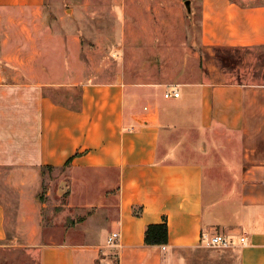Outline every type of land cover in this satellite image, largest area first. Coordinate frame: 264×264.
<instances>
[{
	"label": "crops",
	"instance_id": "0c3cea01",
	"mask_svg": "<svg viewBox=\"0 0 264 264\" xmlns=\"http://www.w3.org/2000/svg\"><path fill=\"white\" fill-rule=\"evenodd\" d=\"M44 1L0 0V7L38 17ZM191 2L196 34L188 35L183 20L163 19L178 12L123 9L115 12L122 20L114 44H199L203 55L214 46H264V0ZM19 48V61L0 58V245H37L39 264H264V82L228 81L223 69L206 73L197 53L190 76L183 63L173 75L149 58L147 68L118 69L105 80L45 81L43 55L29 62ZM13 64L17 73L7 69ZM60 84L77 86L75 103L49 90ZM173 88L179 95L165 97ZM46 167L67 169L69 196L85 198L75 205L107 211L98 228L38 243L44 233L35 192ZM92 175L101 178L96 186ZM8 208L16 210L15 232ZM163 221L168 242L147 244L148 225ZM203 231L236 234L238 242L206 246ZM112 232L118 236L110 242Z\"/></svg>",
	"mask_w": 264,
	"mask_h": 264
},
{
	"label": "rangeland",
	"instance_id": "374dc122",
	"mask_svg": "<svg viewBox=\"0 0 264 264\" xmlns=\"http://www.w3.org/2000/svg\"><path fill=\"white\" fill-rule=\"evenodd\" d=\"M184 1L45 0L38 17L33 13H25L28 8L0 7V58L5 55L11 57L12 62L19 61V47L22 44L29 62L34 60L36 52L43 55L45 81L70 82L73 79H109L118 69L141 71L145 66L147 68L145 60L149 58H160V62L166 64L173 75L179 72L183 63L187 67L184 76H190L195 73L194 54L197 53L199 66L205 72L208 68L223 69L226 72L225 80L228 81L264 82V46L221 50L210 47L203 50V55L199 44H114L116 25H120L122 20L115 16V12L123 9L156 8L178 12L179 16H166L163 19L170 20L173 24L183 20V25L190 30L188 35L196 34L199 12L193 10L191 0L189 10ZM258 1L260 0H252ZM221 53L237 58L236 64L223 66L217 57ZM33 66L28 65L29 73H34ZM7 69L17 73L19 65L13 64ZM49 90L58 93L60 101L69 103H75L79 94L77 86L73 88L64 84L57 88L50 86ZM214 163L217 167L226 166L222 160ZM212 173L211 165L206 164L205 175L210 177ZM87 178H90L92 186H96V181L101 179L93 175ZM41 179V185L35 193L41 204L39 210L44 234L38 243L78 239L86 228L94 230L103 222L100 215L103 213L102 216H105L106 210L75 205L85 202V198L80 192H73L69 196L67 189L71 190L68 187L71 178L68 177L66 168L46 167ZM2 181L3 174L0 171V187L4 188ZM91 196L98 200L99 193L94 192ZM110 199L114 200L112 197ZM211 199L207 197V207L211 206ZM6 211L9 228L11 232H15L16 210L8 208ZM232 237L234 243H237L238 235ZM37 248V245L25 246L23 242L17 241L0 245V264H39Z\"/></svg>",
	"mask_w": 264,
	"mask_h": 264
},
{
	"label": "trees",
	"instance_id": "16d2710c",
	"mask_svg": "<svg viewBox=\"0 0 264 264\" xmlns=\"http://www.w3.org/2000/svg\"><path fill=\"white\" fill-rule=\"evenodd\" d=\"M217 50L221 49H229L231 47L227 46H214ZM221 62L222 65L227 67L228 65H235L236 59L235 57H232L230 55H227L225 53H221L217 56ZM264 81V79H263ZM145 242L147 244H165L168 242V230H167V224L165 221L158 222V223H152L149 224L146 231H145Z\"/></svg>",
	"mask_w": 264,
	"mask_h": 264
},
{
	"label": "built area",
	"instance_id": "2783aa9c",
	"mask_svg": "<svg viewBox=\"0 0 264 264\" xmlns=\"http://www.w3.org/2000/svg\"><path fill=\"white\" fill-rule=\"evenodd\" d=\"M171 95L178 96L179 95V90L176 88H173L172 91H165L164 96L169 97ZM118 236L117 232H112L111 235L109 236L108 240L110 242L114 241V239ZM204 245L210 246V247H231L234 244V239L232 236L226 235L224 233L220 232H214V233H209L206 231H203L201 233V240H200ZM239 241L244 244L247 241V235H241L239 238Z\"/></svg>",
	"mask_w": 264,
	"mask_h": 264
},
{
	"label": "water",
	"instance_id": "95a60500",
	"mask_svg": "<svg viewBox=\"0 0 264 264\" xmlns=\"http://www.w3.org/2000/svg\"><path fill=\"white\" fill-rule=\"evenodd\" d=\"M189 2H190V0H185V4H186L188 10L190 9V3Z\"/></svg>",
	"mask_w": 264,
	"mask_h": 264
}]
</instances>
